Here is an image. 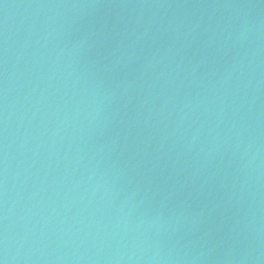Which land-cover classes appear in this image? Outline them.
Returning a JSON list of instances; mask_svg holds the SVG:
<instances>
[{"label":"water","instance_id":"95a60500","mask_svg":"<svg viewBox=\"0 0 264 264\" xmlns=\"http://www.w3.org/2000/svg\"><path fill=\"white\" fill-rule=\"evenodd\" d=\"M0 264H264V0H0Z\"/></svg>","mask_w":264,"mask_h":264}]
</instances>
